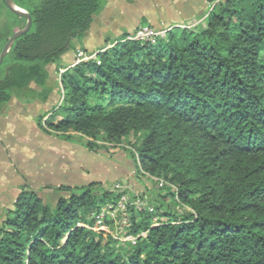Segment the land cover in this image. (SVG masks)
<instances>
[{
	"label": "trees",
	"instance_id": "16d2710c",
	"mask_svg": "<svg viewBox=\"0 0 264 264\" xmlns=\"http://www.w3.org/2000/svg\"><path fill=\"white\" fill-rule=\"evenodd\" d=\"M105 1L12 0L31 28L0 65V113L33 88L42 102L60 94L37 119L41 132L76 135L90 152L134 138L136 177L172 185L157 187L172 204L141 195L155 213L133 211L136 242L120 243L91 230V214L115 199L99 183L60 185L54 203L21 186L2 222L0 264H264V0H214L199 24L155 44L124 35L65 66ZM25 24L0 0V53Z\"/></svg>",
	"mask_w": 264,
	"mask_h": 264
},
{
	"label": "rangeland",
	"instance_id": "374dc122",
	"mask_svg": "<svg viewBox=\"0 0 264 264\" xmlns=\"http://www.w3.org/2000/svg\"><path fill=\"white\" fill-rule=\"evenodd\" d=\"M41 1L35 0V4ZM214 3V0H106L90 30L73 42V60L76 61L79 53L82 57L88 56L83 41L87 42L86 51L93 54L106 42L131 35L141 27L163 32L186 23L195 26L201 22L198 18ZM50 74L48 87L56 90L57 72L50 69ZM33 89L34 92L13 98L0 113V230L21 186L37 192L46 203L55 202L58 195L55 188L60 185L86 186L97 182L110 190L119 183L125 188L135 184V190H146L144 183L150 180L136 178L134 162L128 154L134 138L123 139L116 151L107 153L86 150L76 140V135L72 142H66L44 134L36 121L45 116L41 122L44 124L47 112L60 103L61 97L60 94L50 95L42 102L37 97L39 89ZM130 180L135 181L131 183ZM157 204L171 205L172 199L165 196L158 199ZM175 210L179 211V208L175 207ZM109 232L115 236L111 229Z\"/></svg>",
	"mask_w": 264,
	"mask_h": 264
},
{
	"label": "built area",
	"instance_id": "2783aa9c",
	"mask_svg": "<svg viewBox=\"0 0 264 264\" xmlns=\"http://www.w3.org/2000/svg\"><path fill=\"white\" fill-rule=\"evenodd\" d=\"M164 34L165 31L158 32L149 27H141L132 35L128 36L126 40L155 44L157 39L163 37ZM96 53L97 52L86 57H82V54L79 53L74 64L95 59ZM146 177L157 185L158 188L168 187L171 191L175 192V188L172 185L154 177ZM110 191L115 195V199L101 207L98 212L91 214L90 218L94 221V226L91 230L100 233L104 237L109 236L120 243L130 242L135 244L137 237L130 234L132 212H148L154 214L155 210L153 206L149 204L146 197L130 193L119 183H115ZM159 224V217L153 216L152 226H158ZM109 229L115 234L114 237L112 236L113 234L109 232ZM140 236H145V233H141Z\"/></svg>",
	"mask_w": 264,
	"mask_h": 264
},
{
	"label": "water",
	"instance_id": "95a60500",
	"mask_svg": "<svg viewBox=\"0 0 264 264\" xmlns=\"http://www.w3.org/2000/svg\"><path fill=\"white\" fill-rule=\"evenodd\" d=\"M5 5L6 7L15 15L20 16L24 19H26V24L25 26L20 29L19 31H17L16 33H14L11 38L5 43L1 53H0V65L2 63L3 58L5 57V55L8 53L11 45L13 44V42L18 39L19 37L23 36L24 34H26L30 28H31V17L30 15L25 12L24 10L16 7L12 0H5Z\"/></svg>",
	"mask_w": 264,
	"mask_h": 264
},
{
	"label": "crops",
	"instance_id": "0c3cea01",
	"mask_svg": "<svg viewBox=\"0 0 264 264\" xmlns=\"http://www.w3.org/2000/svg\"><path fill=\"white\" fill-rule=\"evenodd\" d=\"M85 46V49L88 50V48H86L87 46V42L86 41H83V44ZM99 49V48H98ZM98 49H95V52H98L99 50ZM74 57L72 56V52L71 53H67L65 54L63 57H62V63L65 65V66H71L74 64ZM137 176V175H136ZM138 179V177H136ZM147 178V177H145ZM135 180H130L131 183H134ZM135 185V184H134ZM134 185H130V186H127V190H129L131 193L133 194H139V195H144L146 196L150 201H153V200H158L159 199V196H158V190L155 188V184L151 181H148V182H145L144 183V187H145V191L141 190V189H137L135 190V186ZM133 187V190H131L130 188Z\"/></svg>",
	"mask_w": 264,
	"mask_h": 264
}]
</instances>
